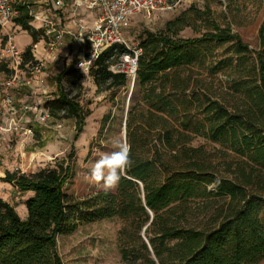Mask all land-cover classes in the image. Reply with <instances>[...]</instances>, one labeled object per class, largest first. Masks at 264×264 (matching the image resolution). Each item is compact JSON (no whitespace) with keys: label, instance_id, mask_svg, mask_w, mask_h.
<instances>
[{"label":"trees","instance_id":"16d2710c","mask_svg":"<svg viewBox=\"0 0 264 264\" xmlns=\"http://www.w3.org/2000/svg\"><path fill=\"white\" fill-rule=\"evenodd\" d=\"M190 10L164 29L144 30L136 38L142 51L126 119L132 165L115 192L67 194L71 158L32 174L6 171L5 181L32 194L24 200L26 218L0 198V264H64L59 234L112 217L127 221L119 237L124 264H258L264 259V21L259 47L252 50L239 33L211 17L210 7L197 8L206 15L205 31L181 36L195 27ZM30 21L27 6H20L15 22L33 44L42 31ZM224 43H233L235 53L209 63L208 53ZM32 44L25 49V63H35ZM110 53L101 54L89 72L98 88L128 84L125 74L109 70ZM220 68L229 73L216 90L206 80ZM5 69L2 64L0 71ZM74 69L65 67L56 77L60 89L45 105L54 117L75 118L81 132L86 113L61 87ZM197 136L223 149L195 145ZM216 176L222 183L208 191L205 184Z\"/></svg>","mask_w":264,"mask_h":264},{"label":"rangeland","instance_id":"374dc122","mask_svg":"<svg viewBox=\"0 0 264 264\" xmlns=\"http://www.w3.org/2000/svg\"><path fill=\"white\" fill-rule=\"evenodd\" d=\"M33 1H36L37 6L46 2V0ZM205 7L211 8V17L222 28H230L233 32L239 33L250 49L259 47V29L264 21V0H174L172 8L153 12L151 18H146L142 14L136 15L128 38L134 40L144 30L153 32L162 30L169 20L175 19L189 9L195 27L186 28L180 35L200 36L208 23L206 15L197 11V8ZM13 33L17 37L16 42L25 51L31 45L28 43L29 33L17 24L13 27ZM80 51L74 36H68L64 47L48 58L42 68V72L45 73V83L35 89L25 87L18 91V104L29 102L35 105L41 101L45 105L60 89L56 77L65 67L74 69ZM234 53L233 43L216 45L212 54L208 53V56L210 55L208 62L224 61ZM37 54L40 57L41 51ZM2 61L0 59V67ZM7 71V69L0 71V87ZM195 71H199L201 76H206V71L202 67H195ZM228 73L225 68H220L206 81H210L218 90L226 81ZM61 87L75 97L86 113L81 132L75 118L55 117L48 126H40L34 120V113L29 112L27 118L34 127V135L24 133L25 131L22 130L18 133H7L6 140H0V198L13 204L24 218H26L25 214H28L24 200L30 196V192L21 193L13 184L5 181L6 171L18 170L32 174L42 168L55 167L58 161L71 158L73 174L65 186V192L83 198L104 191L90 181V169L101 155L115 150L113 148L115 138L126 140V111L130 107L131 97L135 94V84L132 85L128 81L126 86L119 88H98L89 73L74 69L63 77ZM45 107L48 108L46 105ZM106 116L108 118L104 121ZM58 122L63 125L56 129L55 125ZM194 144L204 145L209 151L223 149L218 142L203 136H197ZM116 189L117 186L108 191L115 192ZM126 225L125 219L112 217L79 225L70 234H59L57 248L63 263L124 264L119 237ZM258 264H264V259Z\"/></svg>","mask_w":264,"mask_h":264},{"label":"built area","instance_id":"2783aa9c","mask_svg":"<svg viewBox=\"0 0 264 264\" xmlns=\"http://www.w3.org/2000/svg\"><path fill=\"white\" fill-rule=\"evenodd\" d=\"M173 1L46 0L37 6L33 0H0V59L8 69L0 87V140H6L7 133L22 130L34 135V127L27 118L29 112L34 113V120L40 126H48L55 120L41 101L35 105L29 102L18 104L17 94L25 87L35 89L45 83L42 68L46 60L64 47L70 35L74 36L81 50L75 69L89 73L99 56L110 50L109 70L125 74L134 85L142 51L137 39L128 38L134 18L139 14L151 18L153 12L172 8ZM20 6H27L30 24L42 31L39 40L32 44L35 63H25V51L18 46L13 33ZM40 51L39 57L37 53ZM82 62L85 63L81 67ZM62 125L58 122L55 128Z\"/></svg>","mask_w":264,"mask_h":264},{"label":"clouds","instance_id":"9594fccd","mask_svg":"<svg viewBox=\"0 0 264 264\" xmlns=\"http://www.w3.org/2000/svg\"><path fill=\"white\" fill-rule=\"evenodd\" d=\"M85 62H82V65ZM114 151L104 153L97 159L91 167L90 181L104 191L115 188L126 169L132 165L131 146L121 138L113 140ZM222 183V178L216 176L212 181L207 182L205 187L208 191L217 190Z\"/></svg>","mask_w":264,"mask_h":264},{"label":"crops","instance_id":"0c3cea01","mask_svg":"<svg viewBox=\"0 0 264 264\" xmlns=\"http://www.w3.org/2000/svg\"><path fill=\"white\" fill-rule=\"evenodd\" d=\"M28 37H29V41H28V43H29V44H30V43L32 44V37H31V35L28 34ZM16 38H17V37H16ZM17 44H18V42H17ZM18 46H19V45H18ZM19 47H20V46H19ZM29 194L31 195L32 192H30ZM23 199H24V198H23ZM24 205H25V204H24ZM25 215H26V217H27V214H25ZM20 216H21L22 218H24V215H20Z\"/></svg>","mask_w":264,"mask_h":264},{"label":"water","instance_id":"95a60500","mask_svg":"<svg viewBox=\"0 0 264 264\" xmlns=\"http://www.w3.org/2000/svg\"><path fill=\"white\" fill-rule=\"evenodd\" d=\"M128 113V108H127V111H126V114Z\"/></svg>","mask_w":264,"mask_h":264}]
</instances>
